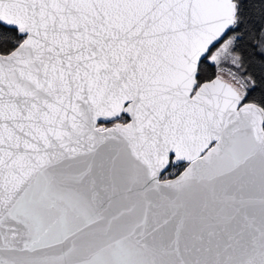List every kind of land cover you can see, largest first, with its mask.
Masks as SVG:
<instances>
[{
    "label": "snow or ice",
    "instance_id": "1",
    "mask_svg": "<svg viewBox=\"0 0 264 264\" xmlns=\"http://www.w3.org/2000/svg\"><path fill=\"white\" fill-rule=\"evenodd\" d=\"M0 264H264V0H0Z\"/></svg>",
    "mask_w": 264,
    "mask_h": 264
}]
</instances>
